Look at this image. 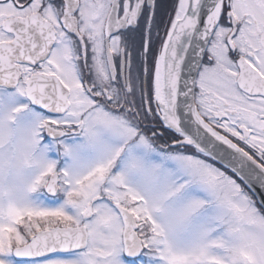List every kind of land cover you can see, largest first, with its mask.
<instances>
[{"label":"snow or ice","instance_id":"6c2138e0","mask_svg":"<svg viewBox=\"0 0 264 264\" xmlns=\"http://www.w3.org/2000/svg\"><path fill=\"white\" fill-rule=\"evenodd\" d=\"M0 264H264V0H0Z\"/></svg>","mask_w":264,"mask_h":264}]
</instances>
